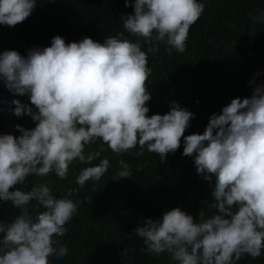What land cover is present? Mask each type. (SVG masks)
<instances>
[{
    "label": "clouds",
    "instance_id": "obj_1",
    "mask_svg": "<svg viewBox=\"0 0 264 264\" xmlns=\"http://www.w3.org/2000/svg\"><path fill=\"white\" fill-rule=\"evenodd\" d=\"M124 4L133 11L121 15L123 29L142 38L146 51L140 40L133 42L123 32L102 42L85 36L66 43L55 35L49 46L34 45L26 55L0 51V81L14 95H28L31 105L13 99L10 111L34 123L31 128L16 124L19 135L0 133V202L20 209L11 222L0 221V264H52L50 258L68 253L59 238L69 232L66 224L81 203L69 198L78 189L57 197L47 182H34L25 191L21 186L29 177L55 173L66 179L69 166L78 161L88 165L75 180L83 188L108 170L109 159L101 156L105 145L117 155L138 147L136 155L147 150L163 163L179 149L181 138L182 155L193 157L197 174L211 188L212 202L201 204L212 214L194 218L174 207L160 218L144 219L134 229L143 241L141 251L168 254L174 264H235L264 250V81L254 75L252 95L232 98L209 117L203 133L184 135L195 114L176 101L164 114L147 115L148 53H158L160 44L169 54L173 49L184 53L190 27L205 5L199 0ZM36 5L37 0H0V25L22 23ZM253 20L264 22V14ZM119 164L115 179L133 175L130 164L123 159ZM134 251L125 248L121 255L126 260Z\"/></svg>",
    "mask_w": 264,
    "mask_h": 264
},
{
    "label": "trees",
    "instance_id": "obj_2",
    "mask_svg": "<svg viewBox=\"0 0 264 264\" xmlns=\"http://www.w3.org/2000/svg\"><path fill=\"white\" fill-rule=\"evenodd\" d=\"M130 4L132 0H129ZM204 11L190 27L184 53L175 49L171 54L166 45L160 44L156 54L148 53V67L152 69L146 87L151 94L147 115L164 114L169 102L176 101L181 107L194 113L184 135L203 133L209 117L219 113L234 97L252 95L250 79L256 75L264 81V22L253 20L264 14V0H199ZM124 0H37L31 15L14 27L0 25V51L14 49L26 55L32 46L45 47L51 38L59 35L65 42L79 41L85 36L102 42L107 36L123 32L125 38L143 39L123 29L121 15L129 14ZM13 99L30 105L28 95L11 93L0 81V133L19 135L14 127L21 124L34 126L31 117H16L10 109ZM31 106V105H30ZM183 138L178 150L168 153L162 163L157 153L139 148L121 155L110 149L101 154L110 165L100 181H88L83 188L75 183L79 171L88 165L73 161L66 179L55 173L47 177H29L23 190L34 182H47L57 197L70 189H78L70 199L80 200L77 212L66 224L69 232L59 238L68 248L60 260L50 258L52 264H174L168 254L155 256L141 251L142 238L134 234L144 219L160 218L164 211L179 207L198 218L211 209L201 204L211 203V188L195 170L193 157L184 156ZM98 143L88 150H95ZM130 164L133 175L115 179L120 168L119 160ZM99 163V160L93 161ZM137 168L140 170L137 171ZM215 177H213V181ZM90 197V203L84 202ZM33 201L29 205L34 212ZM20 209L11 202H0V221L11 222ZM134 248L126 260L122 250ZM235 264H264V250L253 259L243 256Z\"/></svg>",
    "mask_w": 264,
    "mask_h": 264
}]
</instances>
